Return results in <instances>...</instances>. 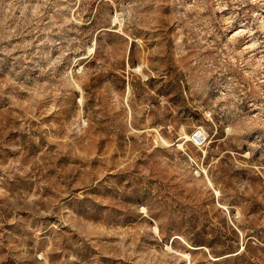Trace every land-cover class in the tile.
<instances>
[{
	"label": "rangeland",
	"instance_id": "1",
	"mask_svg": "<svg viewBox=\"0 0 264 264\" xmlns=\"http://www.w3.org/2000/svg\"><path fill=\"white\" fill-rule=\"evenodd\" d=\"M0 264H264V0H0Z\"/></svg>",
	"mask_w": 264,
	"mask_h": 264
},
{
	"label": "built area",
	"instance_id": "2",
	"mask_svg": "<svg viewBox=\"0 0 264 264\" xmlns=\"http://www.w3.org/2000/svg\"><path fill=\"white\" fill-rule=\"evenodd\" d=\"M194 136H195V139H200V137H201V135H194Z\"/></svg>",
	"mask_w": 264,
	"mask_h": 264
},
{
	"label": "bare ground",
	"instance_id": "3",
	"mask_svg": "<svg viewBox=\"0 0 264 264\" xmlns=\"http://www.w3.org/2000/svg\"><path fill=\"white\" fill-rule=\"evenodd\" d=\"M196 135H202V132L198 131V132L196 133Z\"/></svg>",
	"mask_w": 264,
	"mask_h": 264
}]
</instances>
